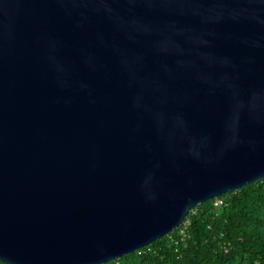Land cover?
<instances>
[{
  "label": "water",
  "instance_id": "water-1",
  "mask_svg": "<svg viewBox=\"0 0 264 264\" xmlns=\"http://www.w3.org/2000/svg\"><path fill=\"white\" fill-rule=\"evenodd\" d=\"M264 178V0H0V262L106 264Z\"/></svg>",
  "mask_w": 264,
  "mask_h": 264
},
{
  "label": "trees",
  "instance_id": "trees-1",
  "mask_svg": "<svg viewBox=\"0 0 264 264\" xmlns=\"http://www.w3.org/2000/svg\"><path fill=\"white\" fill-rule=\"evenodd\" d=\"M106 264H264V178L205 202L168 236Z\"/></svg>",
  "mask_w": 264,
  "mask_h": 264
}]
</instances>
